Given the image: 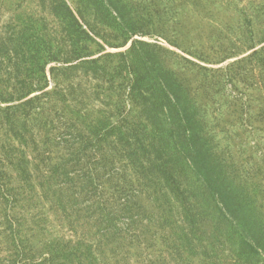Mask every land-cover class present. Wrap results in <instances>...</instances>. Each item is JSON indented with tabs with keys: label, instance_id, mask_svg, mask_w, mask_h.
<instances>
[{
	"label": "trees",
	"instance_id": "trees-1",
	"mask_svg": "<svg viewBox=\"0 0 264 264\" xmlns=\"http://www.w3.org/2000/svg\"><path fill=\"white\" fill-rule=\"evenodd\" d=\"M113 3L0 0V264H264V213L180 55L95 30ZM182 58L264 86V45L217 70Z\"/></svg>",
	"mask_w": 264,
	"mask_h": 264
},
{
	"label": "rangeland",
	"instance_id": "rangeland-1",
	"mask_svg": "<svg viewBox=\"0 0 264 264\" xmlns=\"http://www.w3.org/2000/svg\"><path fill=\"white\" fill-rule=\"evenodd\" d=\"M70 4L74 0H67ZM114 7L88 15L100 32L127 31L172 49L177 69L216 129L218 148L264 213V86L257 72L232 84L216 71L199 70L183 56L212 69L224 68L261 47L264 0H113ZM28 3L26 8L35 7ZM8 13L2 15L7 19ZM97 17V19H95ZM120 34V33H119ZM101 40V39H99ZM103 42V41H102ZM131 41H129L130 43ZM104 43V42H103ZM106 45L107 51L124 50ZM91 49L97 46L91 44ZM182 56V57H181ZM197 262V260H195Z\"/></svg>",
	"mask_w": 264,
	"mask_h": 264
}]
</instances>
